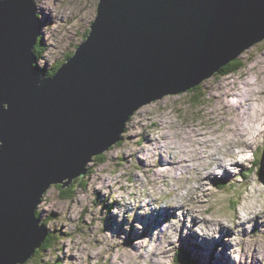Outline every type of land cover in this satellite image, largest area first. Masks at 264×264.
<instances>
[{
    "label": "water",
    "instance_id": "95a60500",
    "mask_svg": "<svg viewBox=\"0 0 264 264\" xmlns=\"http://www.w3.org/2000/svg\"><path fill=\"white\" fill-rule=\"evenodd\" d=\"M263 39L264 0H99L83 41L47 76L35 0H0V264L33 257L49 234L36 215L44 194L84 177L136 110Z\"/></svg>",
    "mask_w": 264,
    "mask_h": 264
},
{
    "label": "rangeland",
    "instance_id": "374dc122",
    "mask_svg": "<svg viewBox=\"0 0 264 264\" xmlns=\"http://www.w3.org/2000/svg\"><path fill=\"white\" fill-rule=\"evenodd\" d=\"M98 2L35 0L42 22L44 47L37 58L41 69L50 70L74 52L89 31ZM239 59L244 67L235 73H216L195 88L167 95L136 110L126 122L121 140L99 158L95 156L87 165L86 175L73 179L67 186H74L71 198H63L59 187L52 185L36 209L41 221L47 220L52 246L37 252L24 264H201L202 260L203 264H213L205 246L203 257L199 255L198 246L190 247L193 242L183 229L181 214L170 215L174 212L171 210L153 216L150 211L175 208L189 220L188 206L192 204L196 209H204L207 217L203 218L234 228L235 223L227 224L226 218L233 223L238 211L244 212L245 207L255 202L262 212L259 211L258 216L249 214L256 217L245 221L248 232L240 234L248 237L249 243L240 244L238 239H232L231 245H238L231 246L230 250V246L226 248L221 242L215 248V255L228 260V254L237 264H264V209L261 207L264 203V39L245 50ZM235 93L240 97L235 99ZM248 98L252 99L251 119L245 120L243 131L250 145L230 147L222 140L228 135L227 122L235 115L237 102ZM164 132L171 134L176 144H186L190 149L195 135L203 134L201 139L210 145L209 152L220 154L217 158L223 160L232 174L211 165L209 170L218 169L215 184L205 182V195L200 192L196 199L199 202H192V197H196L191 191H195L192 185L198 183L199 187V182L194 180V170L181 172L172 164L178 175L167 182L163 177L170 169H157L162 155L167 156L157 142V137ZM147 135L151 141L146 140ZM237 138L240 139H234ZM228 149L243 152V155L232 161L229 154H223ZM207 157L203 159L210 160ZM144 158L147 163L140 161ZM238 161L239 164H235ZM219 180L226 185H219ZM168 216L172 219L177 216L178 222L172 223L175 219L170 220ZM147 219L154 221L146 223ZM259 220L262 226L258 225ZM167 223L170 227L179 223L182 226H176L171 232L167 228L170 233L165 234L163 226L168 227ZM180 230L188 241L179 240ZM244 246L260 251L261 262L255 257H245ZM151 251L152 258L148 260L146 254Z\"/></svg>",
    "mask_w": 264,
    "mask_h": 264
},
{
    "label": "bare ground",
    "instance_id": "6f19581e",
    "mask_svg": "<svg viewBox=\"0 0 264 264\" xmlns=\"http://www.w3.org/2000/svg\"><path fill=\"white\" fill-rule=\"evenodd\" d=\"M234 96H236L235 99L240 97L236 93ZM251 100L252 99L248 98V100H246L245 102L244 101H242V102L238 101L237 106L234 109L235 115H232V118L227 122L229 125L228 131H227L228 135L227 134L224 135L222 140L226 144H228L230 147H234V146L239 145V144H247V146L250 145V141L248 142V138L243 131L244 130L243 125L245 124V120L251 119V113L249 111V109L252 107ZM262 109L264 110V108H262ZM230 117L227 116V118H230ZM159 126H160V124H159ZM202 136H203V134H202ZM202 136L199 133L197 135H195V137L193 138V141L191 140V147H192L191 149L188 148V146L186 144H181V143L176 144L172 140L173 138H172L171 134H169L168 132H164L160 135V137H157V142L161 145L162 150L167 154V156L162 155V157L160 159V163L157 164V169H158V171H161L160 167H166V169H168V168L170 169V170H166V176L163 177L164 181L169 182L168 179L170 177H175L176 175H178V173L175 172L173 170V168L181 170V172H185L187 170L188 171L194 170L195 175H196L194 180L199 182V187H197L198 183H197V185L196 184L192 185L195 191H193V190H191V191L196 194L195 195L196 197H192V195H191V197L195 200V201L191 200L192 202H197L199 200V199L198 200H196V199L199 198L197 196V194H199L200 192L205 195V192H206L205 191V189H206V183L205 182H207V183L209 182V184H211V182L213 181L212 184H215L216 178H214V177H216V175H217L216 171L218 169L220 171L224 170L226 172L225 174H228V175L232 174L231 171L228 170V168L224 165L223 160H219L217 158V156L220 154H214V153L209 152L211 150L210 145L206 141L201 139ZM235 137H240V139L237 138V140H236V139H234ZM146 140L151 141L149 135H147ZM173 143L176 146H174ZM187 143H189V142H187ZM184 146H186V147H184ZM204 152L206 153L205 155L203 154ZM140 153L144 154L143 152H140ZM223 154H229L231 156L232 161H235V160H237L238 156L243 155V152L239 154L238 151L228 149ZM206 156L210 157L209 158L210 160H208V161L204 160L203 158H205ZM140 161L147 163V160L145 158L140 159ZM239 162L240 161L236 162L235 164H239ZM172 164H173V168H172ZM231 164H234V163H231ZM211 165H217L218 169L216 171L215 170L214 171L209 170L208 168ZM175 178H177V177H175ZM230 178L232 179L233 177H231V175H230ZM195 181H193V182H195ZM211 185H210V190H211ZM187 191H190V189H187ZM246 202H248V201H246ZM188 207H189V209H188L189 220L186 219L184 214L178 213L175 208H170V210H165L162 208L152 209L150 211L152 213H149V214H152L153 216H155L156 213L170 212L171 210H174V212H171L169 214L173 215L176 213L177 216H178V214L182 215L181 222L184 223L183 229L186 232V235L190 236V239L193 242L192 246H190V247L195 248L193 245L198 246L199 247L198 250L200 251V254H199L200 257L201 256L203 257L205 254V252H204L205 249H203V247L205 246L206 249L209 251L210 255L212 256L211 259L213 260V264H237V262H235L233 259H231L232 257H230L228 254H227L228 260H223L222 258L216 256L215 255V248L218 244H220L222 242V244L225 245L226 248L228 246H230V250H232L231 246H237L238 245V244L231 245L232 239L234 241H235V239H238L240 244L242 242L249 243L250 239L248 237L247 238L241 237L242 235H240V234L243 231L247 230V227L245 226V221L246 220L250 221L248 219L252 216H255V215L251 216L249 214H256V216H258L259 215L258 212L259 211H260V213L262 212L259 208H257L256 202L254 203V205H249V206L245 207L246 210H244V212L238 211L236 217H234L235 219H234L233 223L230 219L227 220V218L225 217L227 224L233 225L235 223L234 228L225 227V225L223 223H221V222L219 223L218 220L216 221L215 219H212V218H208V219L203 218L202 216L207 217V215L204 213L205 212L204 209H196L192 206V204ZM250 207L252 209H248ZM261 207H262V209H264V203L261 204ZM179 208H181L182 210H185L184 207H179ZM242 208H244V207H242ZM177 216L173 217V219H175V221H173L172 223L176 224L178 222V221H176ZM199 216L202 218H200ZM168 217H170V216H168ZM173 219L170 217V220H173ZM153 221H154V219H147L145 222L146 223H152ZM261 222L262 221L259 220L258 225H261L262 224ZM157 223L160 224L159 221H157ZM176 226H182V225L179 223V225L177 224V225H174L172 227H170L169 224H168V227L163 226L164 228L166 227L165 228V234L170 233L171 230H173V228H175ZM135 227H136V225L134 224V231H135ZM167 228L168 229L170 228L169 229L170 232L169 231L167 232V230H166ZM235 228H236V231H234ZM161 232H164V231H161ZM247 232H248V230H247ZM165 234H164V237H165ZM160 237H161V234H160ZM168 237H169V235H168ZM179 237H181V238H179V240H181V239L187 240L186 237L183 235L181 230L179 231ZM162 243H164V242H162ZM258 249H260V248L258 247ZM245 250L247 251L246 252L247 256H245V257H248V256H249V258L255 257L256 259H259V260H256L258 263L261 262V259L259 258V257H262L260 251H255L256 249L251 248V246L245 247ZM152 252L153 251L147 252L146 256H147L148 260H150L152 258V256H151V254H153ZM203 262H204V260H202L201 264H203Z\"/></svg>",
    "mask_w": 264,
    "mask_h": 264
},
{
    "label": "trees",
    "instance_id": "16d2710c",
    "mask_svg": "<svg viewBox=\"0 0 264 264\" xmlns=\"http://www.w3.org/2000/svg\"><path fill=\"white\" fill-rule=\"evenodd\" d=\"M43 47L44 46L41 43V41H38V43L35 45L34 51L36 52L37 58H39V56L41 54V51H43ZM71 55H72V53L69 54L66 57V59L69 58ZM59 65L60 64L56 65L55 67L51 68L50 70H45L44 69L45 70V74L47 76L53 75L55 73V71L57 70V68L59 67ZM243 67H244V63L242 62V60H240L239 58H236L233 61H231L230 63H228L226 66L221 68L217 73L219 75H227L229 73H235V72L239 71L240 69H242ZM100 156L98 155L97 158H99ZM249 170L252 171L253 168H250ZM76 180H78V179H76ZM219 184L221 186H225L226 185L224 181H219ZM57 186L59 187L61 196L63 198H71L72 197V193L74 192V190H73L74 186H72V188L71 187H66L65 188V187H62L59 184ZM36 215L37 216L39 215L38 211H36ZM43 223L46 226L47 220H43ZM51 246H52V234L49 233L48 236L46 237L44 243L41 245V247L38 250L35 251V254H37V252H39V251H41L43 249L50 248ZM176 258L178 259L177 256H176ZM182 260H186V258H183Z\"/></svg>",
    "mask_w": 264,
    "mask_h": 264
},
{
    "label": "clouds",
    "instance_id": "9594fccd",
    "mask_svg": "<svg viewBox=\"0 0 264 264\" xmlns=\"http://www.w3.org/2000/svg\"><path fill=\"white\" fill-rule=\"evenodd\" d=\"M85 36H86V35H85ZM39 39H40V38H39ZM35 53H36V52H35ZM243 53H244V52H243ZM243 53H242V54H243ZM242 54H241V55H242ZM241 55H240V56H241ZM240 56H239V57H240ZM239 57H238V58H239ZM229 63H230V62H229ZM0 144H2V141H0ZM77 179H78V178H77Z\"/></svg>",
    "mask_w": 264,
    "mask_h": 264
}]
</instances>
